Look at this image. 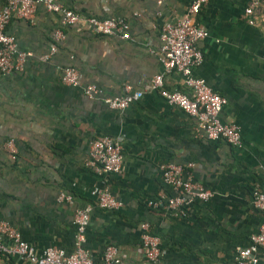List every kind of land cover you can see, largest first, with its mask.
Listing matches in <instances>:
<instances>
[{
    "label": "crops",
    "instance_id": "obj_1",
    "mask_svg": "<svg viewBox=\"0 0 264 264\" xmlns=\"http://www.w3.org/2000/svg\"><path fill=\"white\" fill-rule=\"evenodd\" d=\"M58 1L82 17L122 18L129 37L95 33L82 21L61 27L58 14L41 4L30 20L10 18L5 32L30 55L20 71L0 74V220L36 252L55 246L68 254L73 210L89 205L82 245L96 261L114 245L125 264H150L140 241L146 222L160 239L161 264H234L236 249L250 246L262 222L251 190L257 185L264 192V0L250 14L244 13L249 0H208L196 17L206 36L197 43L203 59L191 75L225 98L219 117L237 125L238 147L207 139L193 117L154 91L117 111L60 80V69L73 66L81 84H95L101 96L121 95L124 85L142 89L162 70L151 52L161 25L180 17L191 0ZM56 29L63 32L56 52L38 60ZM163 83L188 92L175 70ZM99 135L121 138L118 173L85 166L89 142ZM9 138L14 159L4 146ZM160 162L192 163L183 176L213 195L183 210L166 208L174 191L162 181ZM102 187L121 201L118 209L95 206ZM61 191L72 195L71 203L57 201ZM149 200L159 202L150 206ZM254 254L264 264V247ZM0 264L30 263L0 252Z\"/></svg>",
    "mask_w": 264,
    "mask_h": 264
},
{
    "label": "built area",
    "instance_id": "obj_2",
    "mask_svg": "<svg viewBox=\"0 0 264 264\" xmlns=\"http://www.w3.org/2000/svg\"><path fill=\"white\" fill-rule=\"evenodd\" d=\"M0 5V74L20 71L29 52L19 50L12 35L5 32V26L12 16L30 20L37 4H41L47 11L58 14L61 27L73 25L80 21L101 35H119L128 38V26L119 17H82L77 12L63 6L58 0H2ZM208 0H191L184 13L174 22H165L159 29V46L151 51L157 57L161 72L153 75L142 89L131 91L124 85L121 95L101 96L97 86L93 83L81 84V73L73 66L60 69L62 83L72 87H81L83 95L90 100H100L108 108L121 111L130 102L136 101L144 92L154 91L167 104L180 108L184 113L194 118L196 128L201 130L210 140H222L227 144L238 147L241 145L240 131L236 124L222 121L220 110L226 100L223 96L209 88L200 78L191 75V68L201 63L203 55L198 42L206 36V30L197 20V14ZM260 0H249L244 8L245 14H250ZM251 24L252 20H248ZM52 42L47 53L38 57L40 61H47L57 50V43L63 38L61 29H56L52 35ZM175 70L180 73L182 83L188 92L169 90L164 87L163 75ZM82 85V86H81ZM119 136L111 137L99 135L94 137L88 145L85 166L90 167L97 174L118 173L122 165L121 141ZM10 159L15 158L13 139L4 143ZM184 165L172 162H160L158 169L162 181L168 185L174 195L166 197L165 206L170 210L184 209L194 201H206L213 192L201 183L183 176ZM252 204L262 215V222L258 232L250 237L251 244L247 248H237L234 264H256L254 251L257 246L264 247V192L255 185L251 190ZM57 201L71 203L72 195L61 191L57 194ZM159 201L149 200L148 205L154 206ZM95 206L101 210L113 211L121 206L106 187L97 192ZM91 206L73 210L72 222L75 226L73 250L66 254L55 246L45 247L36 252L20 238L18 231L4 220H0V252L15 256L20 261L30 264H125L114 245L105 246L100 260H94L87 249L83 247L85 229L89 219ZM141 251L150 264H161L162 248L160 239L154 235L146 222L140 223Z\"/></svg>",
    "mask_w": 264,
    "mask_h": 264
},
{
    "label": "trees",
    "instance_id": "obj_3",
    "mask_svg": "<svg viewBox=\"0 0 264 264\" xmlns=\"http://www.w3.org/2000/svg\"><path fill=\"white\" fill-rule=\"evenodd\" d=\"M2 3H0V5H1Z\"/></svg>",
    "mask_w": 264,
    "mask_h": 264
}]
</instances>
